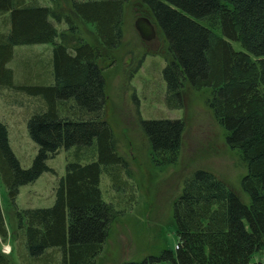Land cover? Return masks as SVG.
<instances>
[{"label":"trees","instance_id":"trees-1","mask_svg":"<svg viewBox=\"0 0 264 264\" xmlns=\"http://www.w3.org/2000/svg\"><path fill=\"white\" fill-rule=\"evenodd\" d=\"M135 1L147 8L166 40L167 101L181 106L187 86L209 87L207 104L246 167L241 189L248 203L209 170L197 169L185 179L174 207L177 247L161 257L167 264H261L252 257L264 249V0H71L68 10L61 0L51 5L0 0L9 25L0 32V89L43 102L28 120L39 146L28 168L0 121V176L16 220L10 230L0 204V264H12L13 249L5 253L1 243L8 237L21 238L32 258L58 250L61 264H94L102 250L117 213L103 197L101 176L106 172L120 182L128 164L106 116L104 68L125 45V12ZM47 42L53 44L48 84L20 81L22 68L9 66L15 46ZM141 125L156 163H174L183 118L142 119ZM61 148L75 149L76 159L67 162L58 180L54 204L19 208L20 187L51 169L47 159ZM154 258L121 264H152Z\"/></svg>","mask_w":264,"mask_h":264},{"label":"rangeland","instance_id":"rangeland-1","mask_svg":"<svg viewBox=\"0 0 264 264\" xmlns=\"http://www.w3.org/2000/svg\"><path fill=\"white\" fill-rule=\"evenodd\" d=\"M70 1L61 0V4L68 10ZM39 2L51 5L53 0ZM146 13H149L147 8L137 1L126 9L125 45L117 52L116 60L106 63L104 68L106 116L119 139L128 170L120 175V182H114L110 174L102 173L103 197L117 216L94 264H121L127 260L141 261L148 256L155 257L152 264H167L161 255L164 250L175 251L178 242L174 223L175 201L185 179L197 169L213 172L241 193L246 203L249 202V197L241 189L246 167L240 152L226 142V131L207 104L210 88L187 86L181 106L167 101L163 77L165 37L159 33L152 40H144L135 27V19L147 16ZM65 26L64 21L59 24L60 28ZM7 27L6 14H0V32ZM231 43L237 50L243 49L240 41L231 40ZM52 50L50 42L17 45L9 66L14 70L22 68L25 79L20 74V81L29 85H46L51 79ZM42 107V100L35 95L0 89V121L7 124L11 147L24 168L32 165L39 150L29 134L28 120ZM152 118H183L185 122L182 147L174 163H156L151 142L141 125L142 119ZM74 150L61 148L50 155L47 164L51 169L20 187L16 205L19 208L53 205L58 180L66 173L67 162L76 159ZM0 204L11 230L16 223L15 204L1 176ZM1 243L3 250L12 247V264H61V253L56 249H48L47 256L39 259L28 254L21 238L8 237ZM255 262L264 264V249L254 254L252 263Z\"/></svg>","mask_w":264,"mask_h":264},{"label":"water","instance_id":"water-1","mask_svg":"<svg viewBox=\"0 0 264 264\" xmlns=\"http://www.w3.org/2000/svg\"><path fill=\"white\" fill-rule=\"evenodd\" d=\"M135 27L144 40H152L157 36V27L150 17L141 15L135 19ZM130 60H128V63Z\"/></svg>","mask_w":264,"mask_h":264},{"label":"bare ground","instance_id":"bare-ground-1","mask_svg":"<svg viewBox=\"0 0 264 264\" xmlns=\"http://www.w3.org/2000/svg\"><path fill=\"white\" fill-rule=\"evenodd\" d=\"M4 251V250H3ZM5 252V251H4ZM5 253H7V252H5Z\"/></svg>","mask_w":264,"mask_h":264}]
</instances>
